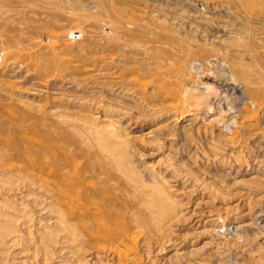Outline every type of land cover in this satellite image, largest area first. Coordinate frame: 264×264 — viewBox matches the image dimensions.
<instances>
[{
    "label": "rangeland",
    "instance_id": "1",
    "mask_svg": "<svg viewBox=\"0 0 264 264\" xmlns=\"http://www.w3.org/2000/svg\"><path fill=\"white\" fill-rule=\"evenodd\" d=\"M0 264H264V0H0Z\"/></svg>",
    "mask_w": 264,
    "mask_h": 264
},
{
    "label": "bare ground",
    "instance_id": "2",
    "mask_svg": "<svg viewBox=\"0 0 264 264\" xmlns=\"http://www.w3.org/2000/svg\"><path fill=\"white\" fill-rule=\"evenodd\" d=\"M193 67H197V64L193 65ZM199 69L201 70L202 67H198L196 72ZM218 72H216L215 68L211 71H206L205 74L210 77L206 80L209 82V87H202L199 90H195L199 94V101L206 100L201 109L205 112V114H211L215 109L214 105H212L213 103L211 102H215V105L219 109H223L225 107L228 108V112L230 111V113H236L238 109L244 107L249 100L242 89V85L236 81L237 78L235 79L230 72H226V74L224 72L221 75ZM214 93L217 94V98H211ZM231 107H237V110H234L235 108L233 109Z\"/></svg>",
    "mask_w": 264,
    "mask_h": 264
},
{
    "label": "built area",
    "instance_id": "3",
    "mask_svg": "<svg viewBox=\"0 0 264 264\" xmlns=\"http://www.w3.org/2000/svg\"><path fill=\"white\" fill-rule=\"evenodd\" d=\"M70 39L76 40L80 37L79 31H72L69 33Z\"/></svg>",
    "mask_w": 264,
    "mask_h": 264
}]
</instances>
